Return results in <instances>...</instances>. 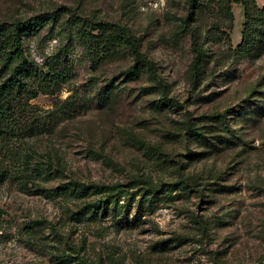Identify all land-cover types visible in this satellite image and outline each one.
<instances>
[{"label":"rangeland","instance_id":"obj_1","mask_svg":"<svg viewBox=\"0 0 264 264\" xmlns=\"http://www.w3.org/2000/svg\"><path fill=\"white\" fill-rule=\"evenodd\" d=\"M246 3L250 54L239 3L0 0L8 29L58 15L0 60V85L35 69L0 118V264H264V0ZM97 22L152 65L127 45L91 60Z\"/></svg>","mask_w":264,"mask_h":264},{"label":"trees","instance_id":"obj_2","mask_svg":"<svg viewBox=\"0 0 264 264\" xmlns=\"http://www.w3.org/2000/svg\"><path fill=\"white\" fill-rule=\"evenodd\" d=\"M225 3V13L231 17L229 5L231 3H239L244 7V18L246 22L243 24L241 31V40L236 46V52L240 54H250L253 50L254 31L251 27V19L247 13L246 0H222ZM228 5V6H227ZM263 8L260 13L263 14ZM58 18L57 13L51 15L42 14L38 17L31 18L23 23H12L8 29L6 24L0 23V60L4 63H10L14 58L20 57L22 54L20 35L22 31H28L36 29L46 19ZM78 37L84 42L91 60H96V54L98 50L102 48L104 51H112L119 48L122 45H127L134 55L136 62L144 63L147 66H151V62L147 60L139 51L135 40L124 31L118 24L112 22H97L89 30H79ZM60 61L52 60L48 65V69L45 72V76L52 84H58L63 82L71 73L69 66L60 67L58 63ZM96 62V61H94ZM27 75L34 76L35 69L30 66H17L11 70L9 77H7L0 85V118L5 112L6 98L11 94H20L25 92L20 90L22 88V77ZM41 75V74H40ZM43 75H41L42 77ZM14 91V92H13ZM5 175L0 171V180H3Z\"/></svg>","mask_w":264,"mask_h":264}]
</instances>
